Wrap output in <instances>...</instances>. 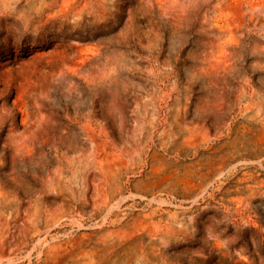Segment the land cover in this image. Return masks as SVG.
<instances>
[{
	"label": "rangeland",
	"instance_id": "374dc122",
	"mask_svg": "<svg viewBox=\"0 0 264 264\" xmlns=\"http://www.w3.org/2000/svg\"><path fill=\"white\" fill-rule=\"evenodd\" d=\"M0 264H264V0H0Z\"/></svg>",
	"mask_w": 264,
	"mask_h": 264
}]
</instances>
